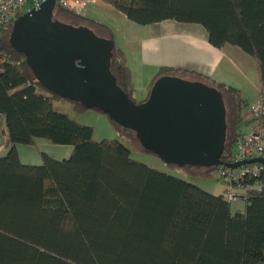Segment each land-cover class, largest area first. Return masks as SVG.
Wrapping results in <instances>:
<instances>
[{"label":"trees","instance_id":"trees-1","mask_svg":"<svg viewBox=\"0 0 264 264\" xmlns=\"http://www.w3.org/2000/svg\"><path fill=\"white\" fill-rule=\"evenodd\" d=\"M96 1L138 26L195 24L214 48H239L255 63L264 99V0ZM53 18L113 41L111 74L136 103L126 55L115 45L112 29L69 13L58 2ZM11 30L12 24L0 34V124L7 149L0 157V264L264 263V170L232 182L244 203L243 211L233 213L224 193L212 195L133 160L132 150L148 153L133 131L109 120L128 146L120 140L94 141L91 127L55 111L54 104L65 100L77 112L87 109L36 80L24 55L11 47ZM180 73L221 93L227 125L221 161L233 164L240 125L256 121L242 117L246 102L240 91L170 67L159 68L151 88L159 78ZM258 124L264 127V115ZM40 139L70 146L69 157L57 160L41 153L40 164L22 163L17 146L34 147ZM181 169L200 178L227 171Z\"/></svg>","mask_w":264,"mask_h":264},{"label":"water","instance_id":"water-1","mask_svg":"<svg viewBox=\"0 0 264 264\" xmlns=\"http://www.w3.org/2000/svg\"><path fill=\"white\" fill-rule=\"evenodd\" d=\"M57 0H46L12 24L11 47L25 57L36 80L49 92L136 134L141 147L177 168L225 167L235 171L262 159L221 161L226 109L221 93L201 81L164 76L137 104L111 74L114 43L87 27L54 20ZM264 264V263H263Z\"/></svg>","mask_w":264,"mask_h":264},{"label":"crops","instance_id":"crops-1","mask_svg":"<svg viewBox=\"0 0 264 264\" xmlns=\"http://www.w3.org/2000/svg\"><path fill=\"white\" fill-rule=\"evenodd\" d=\"M96 3L104 5L99 1ZM83 16L86 17V14L84 13ZM122 17L125 23L123 29H120L119 27H113L109 23H105V25L112 29L115 45L125 52L134 89L138 90L136 86V80L139 81L142 86L145 82L147 84L145 86L147 90L146 98L140 102H143L148 98L151 90L152 80L160 67H170L173 69L185 70L192 74L207 77L214 82L227 85L231 84L232 87H235L234 84H239L237 83L238 79L230 72L231 69L237 67L241 76L250 82L253 89L257 91V102L261 99L260 83L255 63L254 61L251 62L245 56H242V54H240L242 51L239 48L224 46L222 49H216L208 43L204 29L199 31L197 35L190 36V30H187L186 34L182 33L186 32L183 31V26H179L173 21H164L162 23L151 25L153 28H156L159 31H162L161 28L164 27L166 29L163 30L165 33H161L159 35H155L157 33L142 34L139 29L146 28V26H138L128 21L124 15ZM187 25L192 27L191 25L193 24ZM119 31L121 33L118 35L117 32ZM132 62H134V66H132ZM133 70H136L140 77H137ZM254 70L256 73V79H253L252 76ZM249 76H251L253 80ZM235 88L238 89V87ZM238 90L240 91V89ZM242 117L249 121L251 119L249 112L247 114H243V109ZM243 126L244 128H241V134H243L244 130V133H248L254 126V123L252 122L248 125L243 124ZM49 156L59 160V157H54L52 155ZM21 162L23 163V161ZM237 192L240 193L239 191ZM243 209L244 205L242 208L237 209V211H243Z\"/></svg>","mask_w":264,"mask_h":264},{"label":"rangeland","instance_id":"rangeland-1","mask_svg":"<svg viewBox=\"0 0 264 264\" xmlns=\"http://www.w3.org/2000/svg\"><path fill=\"white\" fill-rule=\"evenodd\" d=\"M30 10H32L30 6H25L23 9V14H25L26 12ZM84 13L86 14V17L89 19L100 21L103 24L109 23L113 27H119L120 29H123V26L125 24L124 19L122 17L123 15L121 13H119L118 11H116L110 6L101 5L100 3L88 5ZM177 25L183 26L182 27L183 31H186V32H182L184 34L187 33V30H190V33H189L190 36L197 35V33L199 31H202L203 29L201 26L195 25V24L191 25L192 27H189L190 25L180 24V23H177ZM161 29L162 31H159L156 28H153L152 26H148V27L146 26V28H141L139 30L142 32V34L143 33H147V34L157 33L155 35H159L161 33H165V31L163 30H166L164 27H162ZM120 33H121L120 31L117 32L118 35ZM240 54H242V56H245L251 62H253V60L249 56H247L245 53L242 52ZM132 66H134V62H132ZM133 72L136 74L137 77L139 76V73L136 72V70L135 71L133 70ZM230 72L233 74V76H235L238 79L237 83H239L238 84L239 86L235 84L234 86L240 89L241 99L245 102L247 101V105L242 108L243 114H247L249 112V108H250L249 106L257 102L256 99L258 97V93L255 89H253L250 82H248L246 79H244L241 76L239 69L237 67L234 69H231ZM252 76H253V79H256L255 70L253 71ZM176 77H179L184 80L196 81L195 76L190 75V74L180 73ZM146 85H147L146 82L142 86V84L136 80V86L138 88V90L135 89V92H134V99L136 103H139L140 101L146 98V95H147V90L145 88ZM228 85L232 86L231 84H228ZM54 109L55 111L59 113L67 115L70 119H72L73 121H75L76 123L80 125L91 127L93 129V140L94 141L98 142L104 139L105 140H120L115 131V128L112 126L108 117L99 112H96L93 110H85L82 112H77L73 104L65 100L56 102L54 104ZM240 127L244 128L243 124H241ZM244 132L245 130L243 131V134H246ZM5 133H6V130L4 127V123L3 121H1V124H0V157L5 155L7 151V149L5 148V142H6ZM120 141L124 143L126 146H128L125 141L123 140H120ZM71 149L72 148L70 146L53 145L41 139L36 141V145L34 147L25 146V145L17 146V152L20 156L21 161H23V163L26 162V163H31V164L41 163V157H40L41 153H47L48 155L59 157L58 158L59 160L66 159L69 157L71 153ZM130 156L133 160L139 163H142L160 172L167 173L171 176L177 177L181 180L191 183L207 193H210L212 195L223 194L225 187L223 183L221 182L222 179L220 178L221 177L220 173L217 171L211 173L208 177H205V178L193 177L187 174V172L183 169L168 168L158 157H156L153 154L145 153L139 150L138 151L132 150L130 152ZM243 205L244 203L242 200L241 201H231L230 202L231 212L235 213L237 209L242 208Z\"/></svg>","mask_w":264,"mask_h":264},{"label":"built area","instance_id":"built-area-1","mask_svg":"<svg viewBox=\"0 0 264 264\" xmlns=\"http://www.w3.org/2000/svg\"><path fill=\"white\" fill-rule=\"evenodd\" d=\"M46 0H0V34L10 24L23 15L25 6L31 9L38 8ZM59 6L67 12L82 16L90 4H95L96 0H57ZM249 115L254 119V126L251 130L240 136L235 143L234 162L262 159L264 161V127L258 124V119L264 115V99H260L256 104L250 106ZM264 170L260 164L243 166L239 170L220 172V178L225 187L224 197L227 201H241V197L233 188L232 182L237 181L245 175H256ZM243 201V200H242Z\"/></svg>","mask_w":264,"mask_h":264}]
</instances>
